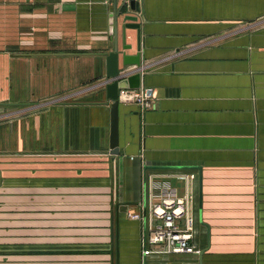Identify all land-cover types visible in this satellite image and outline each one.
I'll use <instances>...</instances> for the list:
<instances>
[{
  "label": "crops",
  "instance_id": "1",
  "mask_svg": "<svg viewBox=\"0 0 264 264\" xmlns=\"http://www.w3.org/2000/svg\"><path fill=\"white\" fill-rule=\"evenodd\" d=\"M138 3L118 44L154 107L120 102L114 153L113 0H0V110L18 113L17 152H0L18 161L0 168V234L17 242L2 264H264V0ZM160 183L194 192L200 255L143 254Z\"/></svg>",
  "mask_w": 264,
  "mask_h": 264
},
{
  "label": "built area",
  "instance_id": "2",
  "mask_svg": "<svg viewBox=\"0 0 264 264\" xmlns=\"http://www.w3.org/2000/svg\"><path fill=\"white\" fill-rule=\"evenodd\" d=\"M153 90L149 87L120 88L119 101L137 104L142 111L154 107ZM187 182L196 175L181 174ZM159 192L149 204L150 227L142 239L144 255L184 253L200 255L201 248L194 240L195 219L191 212L194 192L172 193L169 185L158 184ZM131 219L143 220L141 213H128Z\"/></svg>",
  "mask_w": 264,
  "mask_h": 264
},
{
  "label": "water",
  "instance_id": "3",
  "mask_svg": "<svg viewBox=\"0 0 264 264\" xmlns=\"http://www.w3.org/2000/svg\"><path fill=\"white\" fill-rule=\"evenodd\" d=\"M115 9V45L112 51L106 54L107 58V71L106 79L103 85L106 87V97L111 101V137H110V147L113 149L114 153L118 152L119 145V89L120 88H140L141 86V73L140 71H128L130 65H140V55H128L123 53L119 49L118 44V16L128 7L131 11H140V5L138 0H122L121 5H119V0H113ZM125 23L124 28H140L138 21V16L130 13H126L124 17ZM124 36L126 33L124 31ZM130 45L124 44L123 50L130 49ZM123 56V68L120 67V55Z\"/></svg>",
  "mask_w": 264,
  "mask_h": 264
},
{
  "label": "rangeland",
  "instance_id": "4",
  "mask_svg": "<svg viewBox=\"0 0 264 264\" xmlns=\"http://www.w3.org/2000/svg\"><path fill=\"white\" fill-rule=\"evenodd\" d=\"M17 111H12V112H6V111H1L0 110V140H5L8 138L9 142L8 143H1L0 142V152H2L3 150L5 152H17V143H15L16 140V135H15V130H16V120H17ZM9 126L10 129V134L8 136H5L4 134H2V126ZM16 155L14 154V156H9L8 158L6 157H1L0 156V168L2 167V165L6 164V163H13L16 164L18 161L16 159ZM9 172L11 174H9V198L11 199H19L20 194L19 192H17L16 189V185H15V181L17 180L16 178V170L15 167L14 169L9 168ZM5 195H7V191H1L0 190V206H1V202L2 205L3 204V200L4 198L7 199V196L4 197ZM19 195V196H17ZM22 198V197H21ZM4 211L3 207H0V212ZM14 215H10V217H13ZM15 218V217H14ZM17 247V242L16 240H6V239H2L1 238V234H0V264L2 263H6L5 261L8 259H11L12 257H8L9 254L12 252L13 249H15ZM8 254V255H7ZM15 263V262H14Z\"/></svg>",
  "mask_w": 264,
  "mask_h": 264
}]
</instances>
